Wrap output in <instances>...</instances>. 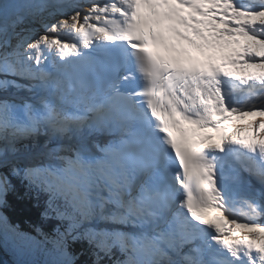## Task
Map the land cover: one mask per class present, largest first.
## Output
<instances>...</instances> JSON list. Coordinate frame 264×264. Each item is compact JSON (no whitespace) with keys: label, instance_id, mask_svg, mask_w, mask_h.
Listing matches in <instances>:
<instances>
[{"label":"snow or ice","instance_id":"6c2138e0","mask_svg":"<svg viewBox=\"0 0 264 264\" xmlns=\"http://www.w3.org/2000/svg\"><path fill=\"white\" fill-rule=\"evenodd\" d=\"M0 246L264 264V0H0Z\"/></svg>","mask_w":264,"mask_h":264},{"label":"trees","instance_id":"16d2710c","mask_svg":"<svg viewBox=\"0 0 264 264\" xmlns=\"http://www.w3.org/2000/svg\"><path fill=\"white\" fill-rule=\"evenodd\" d=\"M8 214L10 215V217L13 219L14 222H18L21 224L22 229L26 231H30L27 223L24 222L25 216L23 212L16 210V209H9ZM52 223H55V222H52ZM46 230H47V226H46ZM117 256H119L118 253H117Z\"/></svg>","mask_w":264,"mask_h":264},{"label":"water","instance_id":"95a60500","mask_svg":"<svg viewBox=\"0 0 264 264\" xmlns=\"http://www.w3.org/2000/svg\"><path fill=\"white\" fill-rule=\"evenodd\" d=\"M9 256L4 251L3 246H0V264H11Z\"/></svg>","mask_w":264,"mask_h":264},{"label":"rangeland","instance_id":"374dc122","mask_svg":"<svg viewBox=\"0 0 264 264\" xmlns=\"http://www.w3.org/2000/svg\"><path fill=\"white\" fill-rule=\"evenodd\" d=\"M5 251L7 252L10 260L12 261V264H15L16 262V256L15 254L13 253V251L7 247H4Z\"/></svg>","mask_w":264,"mask_h":264},{"label":"bare ground","instance_id":"6f19581e","mask_svg":"<svg viewBox=\"0 0 264 264\" xmlns=\"http://www.w3.org/2000/svg\"><path fill=\"white\" fill-rule=\"evenodd\" d=\"M6 254H7V252H6ZM8 255V254H7ZM11 264H12V262H11Z\"/></svg>","mask_w":264,"mask_h":264}]
</instances>
